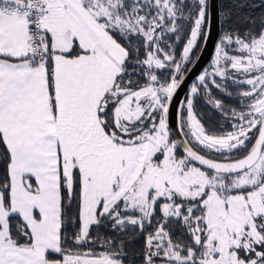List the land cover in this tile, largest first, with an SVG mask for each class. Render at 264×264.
I'll return each instance as SVG.
<instances>
[{
    "label": "snow or ice",
    "instance_id": "obj_1",
    "mask_svg": "<svg viewBox=\"0 0 264 264\" xmlns=\"http://www.w3.org/2000/svg\"><path fill=\"white\" fill-rule=\"evenodd\" d=\"M0 264H264V0H0Z\"/></svg>",
    "mask_w": 264,
    "mask_h": 264
},
{
    "label": "water",
    "instance_id": "obj_2",
    "mask_svg": "<svg viewBox=\"0 0 264 264\" xmlns=\"http://www.w3.org/2000/svg\"><path fill=\"white\" fill-rule=\"evenodd\" d=\"M213 31L215 32V25H213ZM212 53H213V48H212V44L210 43L208 45L207 50L203 53V57L200 63L195 67L193 72L189 75L188 81H187L188 85H190L192 82L195 81L196 76L203 70V68H206L208 66V64L210 63Z\"/></svg>",
    "mask_w": 264,
    "mask_h": 264
},
{
    "label": "trees",
    "instance_id": "obj_3",
    "mask_svg": "<svg viewBox=\"0 0 264 264\" xmlns=\"http://www.w3.org/2000/svg\"><path fill=\"white\" fill-rule=\"evenodd\" d=\"M257 2H259V0H257ZM239 14V13H238ZM239 27H241V30H243L244 27H246V25H239ZM227 103H232V101H227ZM200 108L201 110L206 113V116H205V121L207 122L209 118H211V120L215 121V120H218L219 119V115L218 113H216L210 106L204 104L203 102H201L200 104ZM211 126V125H209ZM142 247V245H139L137 244L136 245V248H140Z\"/></svg>",
    "mask_w": 264,
    "mask_h": 264
},
{
    "label": "rangeland",
    "instance_id": "obj_4",
    "mask_svg": "<svg viewBox=\"0 0 264 264\" xmlns=\"http://www.w3.org/2000/svg\"><path fill=\"white\" fill-rule=\"evenodd\" d=\"M209 66H210V63H209V65L207 67H209Z\"/></svg>",
    "mask_w": 264,
    "mask_h": 264
},
{
    "label": "flooded vegetation",
    "instance_id": "obj_5",
    "mask_svg": "<svg viewBox=\"0 0 264 264\" xmlns=\"http://www.w3.org/2000/svg\"><path fill=\"white\" fill-rule=\"evenodd\" d=\"M209 65V64H208Z\"/></svg>",
    "mask_w": 264,
    "mask_h": 264
}]
</instances>
